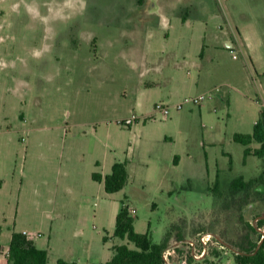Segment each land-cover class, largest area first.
Returning <instances> with one entry per match:
<instances>
[{
  "label": "rangeland",
  "instance_id": "rangeland-1",
  "mask_svg": "<svg viewBox=\"0 0 264 264\" xmlns=\"http://www.w3.org/2000/svg\"><path fill=\"white\" fill-rule=\"evenodd\" d=\"M262 110L264 0H0V264L14 232L48 264H107L135 249L114 236L123 202L156 244L235 240L264 214V183L230 193L264 172L234 140ZM115 163L129 180L109 194L92 175ZM226 251L187 264H236Z\"/></svg>",
  "mask_w": 264,
  "mask_h": 264
},
{
  "label": "trees",
  "instance_id": "trees-1",
  "mask_svg": "<svg viewBox=\"0 0 264 264\" xmlns=\"http://www.w3.org/2000/svg\"><path fill=\"white\" fill-rule=\"evenodd\" d=\"M234 140L246 147L245 157L255 156L264 160V110L261 111L260 118L255 123L252 134L235 135ZM254 142L259 144L260 147L252 150L249 145ZM230 164H232V160ZM92 178L97 182L104 181L105 191L113 194L125 188L129 180V173L125 163H115L111 174L105 178L99 173H94ZM257 183H264V172L259 178L252 181L246 182L244 177H239L231 183L230 193L232 198L243 194V199L246 200ZM1 188L2 182H0ZM244 203L245 205L250 204L248 201ZM261 217H264V214L256 215L254 224L245 222L242 235L233 241L226 242L225 238L213 234L216 239L218 238L219 246L223 250L232 252L236 264H264V218ZM243 220L244 218L241 217V222ZM1 230L0 226V235ZM114 236L121 240L127 239L134 244L135 249H130L126 244L114 246L113 256L107 264H166L164 255L171 248L169 245L171 233H168L160 244L154 243L149 233H137L134 228V218L124 202L116 217ZM214 254L218 258L221 257L217 251ZM6 259L7 264H48L49 253L47 250L40 249L26 233L14 232ZM192 260L191 256L187 259L189 262ZM59 264L66 263L60 261Z\"/></svg>",
  "mask_w": 264,
  "mask_h": 264
},
{
  "label": "built area",
  "instance_id": "built-area-1",
  "mask_svg": "<svg viewBox=\"0 0 264 264\" xmlns=\"http://www.w3.org/2000/svg\"><path fill=\"white\" fill-rule=\"evenodd\" d=\"M227 49L233 54L234 58H237L236 52V45L233 43L227 44ZM206 100L205 95H199L193 98L186 99L184 104H195V105H201ZM183 105H180L178 108H182ZM156 110L161 112L165 118H167L168 110L164 109L162 105H157ZM137 120V117H133L127 121V124H133ZM135 211L130 209V214H134ZM183 245L186 249L185 252L188 255L183 259L182 264H187V258L192 257L193 259L200 260L204 259L208 254H210V250L213 248V246H219V241L216 239V237L211 233H199L197 235L196 240H187L186 242L182 241L181 243H176L175 247H171L168 251H166L164 258L166 259V264H171L170 259H172L175 256L176 250L180 248V246ZM183 249V250H184ZM182 251V249H179ZM5 257L7 253H4ZM4 257V255H3Z\"/></svg>",
  "mask_w": 264,
  "mask_h": 264
},
{
  "label": "crops",
  "instance_id": "crops-1",
  "mask_svg": "<svg viewBox=\"0 0 264 264\" xmlns=\"http://www.w3.org/2000/svg\"><path fill=\"white\" fill-rule=\"evenodd\" d=\"M226 44H228V43H226ZM36 245H37V244H36ZM8 248H9V247H8ZM8 248L4 251V253H7ZM0 261H2V260L0 259ZM6 264H7V261H6Z\"/></svg>",
  "mask_w": 264,
  "mask_h": 264
},
{
  "label": "water",
  "instance_id": "water-1",
  "mask_svg": "<svg viewBox=\"0 0 264 264\" xmlns=\"http://www.w3.org/2000/svg\"><path fill=\"white\" fill-rule=\"evenodd\" d=\"M261 218H264V217H261ZM216 237V236H215ZM218 239V238H217Z\"/></svg>",
  "mask_w": 264,
  "mask_h": 264
}]
</instances>
